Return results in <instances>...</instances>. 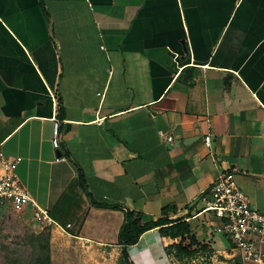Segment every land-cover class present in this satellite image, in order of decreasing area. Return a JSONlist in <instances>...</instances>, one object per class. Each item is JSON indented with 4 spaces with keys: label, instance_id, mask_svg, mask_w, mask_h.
<instances>
[{
    "label": "crops",
    "instance_id": "1",
    "mask_svg": "<svg viewBox=\"0 0 264 264\" xmlns=\"http://www.w3.org/2000/svg\"><path fill=\"white\" fill-rule=\"evenodd\" d=\"M0 148L50 209L52 247L120 256L133 210L181 217L223 252L205 210L218 175L264 208V0H0ZM179 241L154 228L130 257L171 264Z\"/></svg>",
    "mask_w": 264,
    "mask_h": 264
},
{
    "label": "built area",
    "instance_id": "2",
    "mask_svg": "<svg viewBox=\"0 0 264 264\" xmlns=\"http://www.w3.org/2000/svg\"><path fill=\"white\" fill-rule=\"evenodd\" d=\"M52 97L55 96L51 93ZM52 143L55 149L61 146L59 120H55ZM160 136H165L163 131ZM172 141L173 136H168ZM210 146V136L205 137ZM60 161L61 158L56 159ZM0 204L23 213L29 208L41 228L50 232L56 225L49 208L36 203L30 191L16 174V164L0 148ZM205 210L214 214L215 231L227 239L234 255L243 264H264V208L252 205L249 195L238 185L233 171H222L212 183L205 197ZM70 226V224H68Z\"/></svg>",
    "mask_w": 264,
    "mask_h": 264
},
{
    "label": "rangeland",
    "instance_id": "3",
    "mask_svg": "<svg viewBox=\"0 0 264 264\" xmlns=\"http://www.w3.org/2000/svg\"><path fill=\"white\" fill-rule=\"evenodd\" d=\"M46 235L50 236V232L41 228L34 218L4 205L0 218V264H35L43 256L40 246ZM50 247L52 264H119V256L110 250L86 248L76 242L58 247L50 244ZM218 247L223 252L215 251L212 257L203 254L184 264H240L227 239L221 237ZM171 262L179 264L176 260Z\"/></svg>",
    "mask_w": 264,
    "mask_h": 264
},
{
    "label": "trees",
    "instance_id": "4",
    "mask_svg": "<svg viewBox=\"0 0 264 264\" xmlns=\"http://www.w3.org/2000/svg\"><path fill=\"white\" fill-rule=\"evenodd\" d=\"M41 3L44 5V0H41ZM79 182L81 187L87 192L93 205L98 207L104 206L92 199L82 172L79 174ZM113 208L119 209L117 206ZM174 209L168 205L164 206L162 211L164 214H168ZM154 228H159L162 236L180 238L179 242L172 243L165 248L168 256L178 261L179 264H184L185 261H191L203 254H208L209 257H212L216 251L210 242H200L196 235L192 233L190 224L181 217L174 219L168 217L164 219L159 218L150 225H143L139 212L128 210L125 212V221L118 234V243L121 246L119 264H134L130 257L129 247L137 244L145 232ZM50 244V236L46 235L45 241L40 246L41 250H43V256L39 257L35 264H52ZM238 262L243 264L239 258Z\"/></svg>",
    "mask_w": 264,
    "mask_h": 264
},
{
    "label": "water",
    "instance_id": "5",
    "mask_svg": "<svg viewBox=\"0 0 264 264\" xmlns=\"http://www.w3.org/2000/svg\"><path fill=\"white\" fill-rule=\"evenodd\" d=\"M184 50H185V52H187V48H186V47L184 48ZM188 73H190V71H187V74H188ZM229 79H230V76H227V77L225 78L226 81H228ZM59 154H60V152H59Z\"/></svg>",
    "mask_w": 264,
    "mask_h": 264
}]
</instances>
